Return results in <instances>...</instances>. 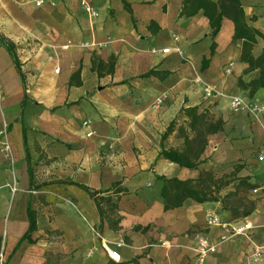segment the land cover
I'll return each mask as SVG.
<instances>
[{
	"label": "crops",
	"instance_id": "obj_1",
	"mask_svg": "<svg viewBox=\"0 0 264 264\" xmlns=\"http://www.w3.org/2000/svg\"><path fill=\"white\" fill-rule=\"evenodd\" d=\"M36 1L0 0L5 262L264 264V88L239 86L233 23L211 36L187 0ZM240 2L264 34V0Z\"/></svg>",
	"mask_w": 264,
	"mask_h": 264
},
{
	"label": "trees",
	"instance_id": "obj_2",
	"mask_svg": "<svg viewBox=\"0 0 264 264\" xmlns=\"http://www.w3.org/2000/svg\"><path fill=\"white\" fill-rule=\"evenodd\" d=\"M187 3L191 5L193 4V9L195 12L199 9H202L203 16L206 17L209 21L211 36H215L217 34L223 18H226L233 23V41L242 42L239 60L242 63L247 64L248 72L253 73V76L249 82L243 83L239 80L238 83L241 88L248 91L247 95L249 98L253 97L258 90L264 88V51L257 57H254L251 51L253 46L257 44L258 40H261L264 44V34L249 26L248 19L245 16L244 9L240 0H218L217 2H213L211 0H201L200 3L197 0H187ZM254 19L255 18H252L250 19V21H254ZM186 113L190 117H192L193 120L196 117L195 110L187 111ZM194 123L191 127H195ZM215 131H217V126H210V128L208 129L209 133H213ZM200 134L201 133L199 132V136ZM201 143L202 140L200 139L199 145H201ZM195 148L197 149H193V152L194 150L198 153L201 151L200 146H196ZM161 157L170 162L177 163L180 166L190 165L189 157H181L172 152H162ZM164 181L166 190V188H168V186L166 187V184H168L169 181ZM185 186L186 185L184 184V188L180 190L182 196H193L198 200V197L196 196H199V194H201L200 191L189 190ZM87 193L89 194V196L94 197L93 193H90L88 191Z\"/></svg>",
	"mask_w": 264,
	"mask_h": 264
},
{
	"label": "built area",
	"instance_id": "obj_3",
	"mask_svg": "<svg viewBox=\"0 0 264 264\" xmlns=\"http://www.w3.org/2000/svg\"><path fill=\"white\" fill-rule=\"evenodd\" d=\"M42 4V0H37L36 1V5L40 6ZM81 6L83 7V9L85 10V12L90 16V17H97V12L93 9V7H91L86 1L81 0L80 2ZM205 93L206 96L210 95V91L208 89H205ZM234 105H238L237 101L235 100V104ZM261 109H264V106L261 107ZM88 123L87 122H83V126H87ZM91 133H88L87 136H91ZM3 154L4 157L7 158L8 160L12 161V154H11V150L8 146V144H4L3 145ZM259 160H262V158H259ZM205 224L207 227H211V226H216L222 229H227L229 226L228 224L222 222V220H220V218L214 214V213H208L206 220H205ZM245 227L244 228H235L233 229L234 234H242L244 233ZM226 238H222V240L224 241ZM109 257L113 260H118L119 256L117 253L115 252H109ZM262 255V251L261 248H258L255 250L254 252V259L258 260ZM0 264H7L5 262V257H4V252L3 249H0Z\"/></svg>",
	"mask_w": 264,
	"mask_h": 264
}]
</instances>
